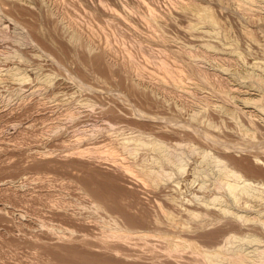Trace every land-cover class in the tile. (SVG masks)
Here are the masks:
<instances>
[{"label": "rangeland", "instance_id": "rangeland-1", "mask_svg": "<svg viewBox=\"0 0 264 264\" xmlns=\"http://www.w3.org/2000/svg\"><path fill=\"white\" fill-rule=\"evenodd\" d=\"M263 6L0 0V264H264Z\"/></svg>", "mask_w": 264, "mask_h": 264}, {"label": "bare ground", "instance_id": "bare-ground-1", "mask_svg": "<svg viewBox=\"0 0 264 264\" xmlns=\"http://www.w3.org/2000/svg\"><path fill=\"white\" fill-rule=\"evenodd\" d=\"M200 1V0H199ZM203 1V0H202ZM214 1V0H213ZM190 2V1H189ZM243 2V1H242ZM254 2V1H253ZM252 3V2H251ZM188 4V3H187ZM204 5H206L205 3H203ZM241 4H243V3H241ZM261 5V4H260ZM190 6V5H189ZM211 6V5H210ZM251 6V5H250ZM257 6V5H256ZM264 7V6H263ZM187 8V7H186ZM191 8V7H190ZM254 8H256V7H254ZM264 10V9H263ZM243 11H245V10H243ZM191 16H192V14H191ZM155 17V16H154ZM249 18V17H248ZM247 18V19H248ZM215 19V18H214ZM154 20V19H153ZM264 20V19H263ZM203 21V20H202ZM155 22V21H154ZM256 22V21H255ZM257 23V22H256ZM255 24V23H254ZM186 26V25H185ZM190 27V26H189ZM188 27V28H189ZM187 28V29H188ZM200 33V32H199ZM201 34V33H200ZM202 35V34H201ZM200 36V35H199ZM204 36V35H203ZM163 37V36H162ZM178 37V36H177ZM174 38V37H173ZM220 40V39H219ZM208 41V40H207ZM209 42V41H208ZM211 42V41H210ZM218 42V41H217ZM207 43V42H206ZM218 45H220V44H218ZM219 47V46H218ZM217 47V48H218ZM221 48V47H220ZM223 51H225V50H223ZM221 53V52H220ZM179 78V77H178ZM178 78L176 79V81L178 80ZM179 81H180V79H179ZM238 88V87H237ZM206 91V90H205ZM184 95V94H183ZM195 96V95H194ZM186 97H188V96H186ZM197 97V96H196ZM188 99V98H187ZM202 99V98H201ZM250 101V100H249ZM192 102V101H191ZM197 102V101H196ZM194 103V102H193ZM242 103V102H241ZM192 104V103H191ZM248 114V113H247ZM254 114V113H253ZM257 120V119H256ZM196 131V130H195ZM204 131V130H203ZM176 132V131H175ZM203 134V133H202ZM209 135V134H208ZM167 136V135H166ZM177 136V135H176ZM199 136V135H198ZM205 136H206V134H205ZM168 137V136H167ZM170 138V137H169ZM177 138V137H176ZM201 138V137H200ZM173 139V138H172ZM206 140V139H205ZM205 140L203 139V141L205 142ZM80 141V140H79ZM209 142V141H208ZM167 143V142H166ZM105 144V143H104ZM203 144V143H202ZM240 144V143H239ZM89 145V144H88ZM101 145H103V144H101ZM209 145V144H208ZM240 145H242V144H240ZM244 145V144H243ZM239 146V145H238ZM246 146V145H245ZM90 147V146H89ZM248 147V146H247ZM252 147V146H251ZM87 148V147H86ZM95 148H97V147H95ZM241 148V147H240ZM243 148V147H242ZM89 149V148H88ZM132 149V148H131ZM177 149V148H176ZM251 149V148H250ZM252 149H253V147H252ZM247 150H248V148H247ZM96 151H97V149H96ZM106 151H107V153H106ZM106 151H105V153H103V152H101V155L99 156V157H101L102 156V153L105 155L103 158L105 159V161H110L111 163H113V166H115V169H120L121 170V173L120 174H122L123 173V175L124 174H127V175H129V176H132V177H135V180H136V178L138 179V177H139V175L138 174H136V172H135V170H134V168L132 167V165L129 163H126V162H124L123 160L124 159H120V158H118L119 156H116L115 155V152L112 150H107L106 149ZM116 151V150H115ZM162 151V150H161ZM205 151V150H204ZM249 151V150H248ZM252 151V150H251ZM130 152V151H129ZM189 152V151H188ZM250 152V151H249ZM131 153V152H130ZM175 153V152H174ZM100 154V153H99ZM175 156V155H174ZM194 156V155H193ZM211 156V155H210ZM219 156V155H218ZM145 157V156H144ZM216 158V157H215ZM219 158V157H218ZM99 159V158H98ZM103 159V160H104ZM129 159V158H128ZM154 159V158H153ZM179 159V158H178ZM198 159V158H197ZM140 160V159H139ZM143 161V160H142ZM145 161V160H144ZM169 161V160H168ZM225 161V160H224ZM101 162H103V161H101ZM141 162V161H140ZM164 162V161H163ZM200 162V161H199ZM191 163V162H190ZM189 163V164H190ZM197 163V162H196ZM210 163V162H209ZM106 164V163H105ZM193 164H195V163H193ZM108 165V164H107ZM110 165V164H109ZM163 165V164H162ZM196 165V164H195ZM208 165V164H207ZM112 166V167H113ZM116 166L118 167V168H116ZM182 166V165H181ZM204 166V165H203ZM210 166V165H209ZM221 166V165H220ZM164 167V166H163ZM175 168V167H174ZM114 169V168H113ZM114 169V170H115ZM166 169H168V168H166ZM171 169H172V167H171ZM179 170V169H178ZM194 170H195V168H194ZM206 170V169H205ZM167 171V170H166ZM175 171V170H174ZM222 171H223V169H222ZM170 172V171H169ZM176 172V171H175ZM208 172V171H207ZM214 172V171H213ZM151 173V172H150ZM189 173V172H188ZM192 173V172H191ZM195 173V172H194ZM223 173V172H222ZM155 174V173H154ZM177 174H179V173H177ZM208 174H209V172H208ZM232 174V173H231ZM116 175V174H115ZM197 175V174H196ZM214 175V174H213ZM236 175V174H235ZM146 176H148V175H146ZM158 176V175H157ZM187 176V175H186ZM243 176V175H242ZM119 177V176H118ZM121 177V176H120ZM122 177H127V176H122ZM189 177V176H188ZM215 177V176H214ZM237 177V176H236ZM131 178V177H130ZM192 178V177H191ZM199 178V177H198ZM240 178V177H239ZM141 179V178H140ZM156 179V178H155ZM196 180H197V178H195ZM121 180H123V178L121 179ZM132 180V179H131ZM225 180V179H224ZM243 180V179H242ZM127 181V180H126ZM130 181V180H129ZM134 181V180H133ZM137 181V180H136ZM179 181V180H178ZM212 181V180H211ZM132 181H130V183H131ZM138 182V181H137ZM187 182V181H186ZM138 183H140V181L138 182ZM185 183V182H184ZM229 183V182H228ZM136 184V183H135ZM183 184V183H182ZM188 184V183H187ZM232 184V183H231ZM240 184V183H239ZM137 185H140V184H137ZM173 185H175V184H173ZM236 185V184H235ZM207 186H208V184H207ZM192 187V186H191ZM198 187V186H197ZM228 187H231V186H228ZM235 187V186H234ZM232 188V187H231ZM176 189V188H175ZM200 189V188H199ZM235 189V188H234ZM236 189H238V187L236 188ZM236 189H235V193L233 192V194H236L237 192H236ZM183 190V189H182ZM198 190V189H197ZM196 190V191H197ZM224 190V189H223ZM229 190H230V188H229ZM201 191V190H200ZM185 192V191H184ZM191 192H192V190H191ZM219 192V191H218ZM231 192V191H230ZM231 192V193H232ZM264 192V191H263ZM175 193V192H174ZM210 193V192H209ZM208 193V194H209ZM214 194V193H213ZM217 194V193H216ZM239 194V193H238ZM212 195V194H211ZM241 195H243V194H241ZM246 195V194H245ZM226 196V195H225ZM235 196H237V195H235ZM239 196V195H238ZM248 196V195H247ZM258 196V195H257ZM172 197V196H171ZM212 197V196H211ZM224 197V196H223ZM264 197V196H263ZM176 198V197H175ZM204 198V197H203ZM257 198V197H256ZM232 199V198H231ZM262 199V198H261ZM248 200V199H247ZM243 201H245V200H243ZM252 201V200H251ZM186 202V201H185ZM229 202V201H228ZM234 202V201H233ZM263 202V201H262ZM182 203H184V202H182ZM209 203V202H208ZM230 203V202H229ZM238 204V203H237ZM242 204V203H241ZM250 204V203H249ZM252 204V203H251ZM192 205V204H191ZM200 205V204H199ZM224 205V204H223ZM238 205H240V204H238ZM177 206V205H176ZM183 206V205H182ZM189 206V205H188ZM187 206V207H188ZM198 206V205H197ZM202 206V205H201ZM201 206H199V207H201ZM204 206V205H203ZM211 206V205H210ZM243 206V205H242ZM260 206V205H259ZM245 207H247V206H245ZM261 207V206H260ZM198 208V207H197ZM209 208V207H208ZM227 208V207H226ZM236 208V207H235ZM238 208V207H237ZM244 208V207H243ZM228 209V208H227ZM247 209V208H246ZM254 209V208H253ZM207 210V209H206ZM245 210V209H244ZM248 212V211H247ZM188 213V212H187ZM232 213V212H231ZM235 215V214H234ZM244 216V215H243ZM239 218V217H238ZM176 225V224H175ZM180 241V240H179ZM234 255V254H233ZM245 255V254H244ZM237 256V255H236ZM239 256V255H238ZM243 259V258H242ZM243 261V260H242ZM244 262V261H243ZM246 264H248L247 262H245ZM256 264V263H255Z\"/></svg>", "mask_w": 264, "mask_h": 264}]
</instances>
